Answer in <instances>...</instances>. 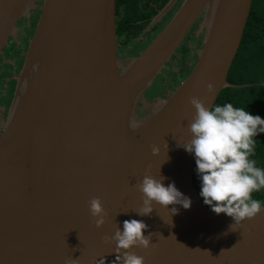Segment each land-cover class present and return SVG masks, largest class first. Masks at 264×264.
Listing matches in <instances>:
<instances>
[{"label": "water", "instance_id": "obj_1", "mask_svg": "<svg viewBox=\"0 0 264 264\" xmlns=\"http://www.w3.org/2000/svg\"><path fill=\"white\" fill-rule=\"evenodd\" d=\"M116 3L0 0V63L22 25L30 34L0 104V264H97L101 257L109 264L118 255L109 238L126 219L151 232L147 248L127 250L143 264H264V210L224 235L231 217L203 204L193 156L177 147L190 138V98L207 107L235 87L228 74L252 0H183L126 59L118 56ZM198 21L201 48L190 73L149 94ZM146 173L174 182L190 207L176 205L171 221L155 204L138 216L137 184ZM94 197L104 213L99 227L88 210Z\"/></svg>", "mask_w": 264, "mask_h": 264}, {"label": "clouds", "instance_id": "obj_2", "mask_svg": "<svg viewBox=\"0 0 264 264\" xmlns=\"http://www.w3.org/2000/svg\"><path fill=\"white\" fill-rule=\"evenodd\" d=\"M189 103L194 108V115L187 124L190 138L182 144L177 143V147L193 156L199 180L198 195L203 204L214 214L231 217L232 223L223 233L226 235L236 231L245 219L264 210V204L252 196L264 189V169L256 166V161L251 158L255 149L254 138L264 133V119L227 102L206 107L199 98L192 97ZM164 180L162 175L155 178L147 173L140 179L137 189L142 203L136 212L138 216H149L155 204L168 210L171 221V216L178 212L176 205L184 209L190 207V198L181 193L174 182L165 186ZM170 205L172 207H168ZM88 210L99 227L104 222V213L98 197L88 201ZM146 229L142 220L122 221L121 227L109 238L118 254L109 264H143V257L127 250L132 246H149L151 232L142 234ZM97 264H105L103 257Z\"/></svg>", "mask_w": 264, "mask_h": 264}, {"label": "flooded vegetation", "instance_id": "obj_3", "mask_svg": "<svg viewBox=\"0 0 264 264\" xmlns=\"http://www.w3.org/2000/svg\"><path fill=\"white\" fill-rule=\"evenodd\" d=\"M134 1V0H132ZM172 0H137L140 19L131 24L128 31L118 34V56L120 59L137 56L154 37L167 25L175 12L181 6L183 0H177L166 13L160 18H156ZM130 3L131 0H128ZM126 4L118 7L116 3L117 30L121 31L124 23L125 10L128 8ZM154 13V14H153ZM151 15L148 20L145 15ZM19 35L11 44L8 53H4L0 63V104L2 99L8 97L5 82L13 76L15 68L21 62L23 48L27 45V40L30 37L27 25H22ZM34 27V26H33ZM31 31V30H30ZM202 33H199V21L193 26L182 44L177 49L175 55L171 58L170 63L157 77L152 87L148 90L149 94L164 89H170L178 86L183 79L190 73L197 59V51L201 48ZM175 66L178 70L175 71ZM174 75L172 76V70ZM183 72V74H182ZM164 75V76H163ZM185 75L184 78L178 81L177 76ZM167 76V77H166Z\"/></svg>", "mask_w": 264, "mask_h": 264}, {"label": "trees", "instance_id": "obj_4", "mask_svg": "<svg viewBox=\"0 0 264 264\" xmlns=\"http://www.w3.org/2000/svg\"><path fill=\"white\" fill-rule=\"evenodd\" d=\"M136 1L131 0L129 3L128 0H117L118 7L123 4L129 5L125 10L121 31L117 30V34L127 32L130 25L140 19ZM184 76H177L178 81ZM228 81L235 87L222 90L214 105L231 103L234 107L244 108L250 114L260 115L264 119V0H252L250 14L239 50L228 74ZM254 139L255 149L251 158L256 161V166L264 169V133L258 134ZM193 181L199 193L195 165ZM252 196L264 204V189L254 192ZM200 199L202 200L201 197Z\"/></svg>", "mask_w": 264, "mask_h": 264}, {"label": "rangeland", "instance_id": "obj_5", "mask_svg": "<svg viewBox=\"0 0 264 264\" xmlns=\"http://www.w3.org/2000/svg\"><path fill=\"white\" fill-rule=\"evenodd\" d=\"M150 16H151L150 14H149V15H145V17H146L147 19L151 18ZM171 70H172V69H171ZM176 70H178V67H177V66H175V71H176ZM171 75H172V76L174 75L173 70H172ZM163 76H164V75H163ZM166 77H167V76H166Z\"/></svg>", "mask_w": 264, "mask_h": 264}]
</instances>
